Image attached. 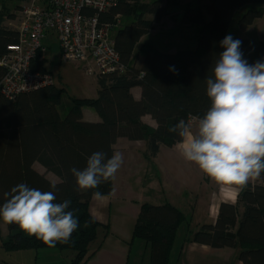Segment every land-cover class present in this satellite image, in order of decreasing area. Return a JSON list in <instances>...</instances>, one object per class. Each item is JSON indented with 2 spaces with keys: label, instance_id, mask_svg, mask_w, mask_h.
<instances>
[{
  "label": "trees",
  "instance_id": "trees-1",
  "mask_svg": "<svg viewBox=\"0 0 264 264\" xmlns=\"http://www.w3.org/2000/svg\"><path fill=\"white\" fill-rule=\"evenodd\" d=\"M248 5L255 7L247 8L237 20L238 27L245 29L264 17V0H206L202 7L187 8L182 24L196 27L195 47L167 53L150 42L138 45L164 17V0H116L112 7L98 13V18L111 28L114 49L125 68L122 72L96 74L95 97L69 96L54 83L14 97L0 91V204L4 202V193L26 183L42 191H54L58 203L71 200L69 210H77L75 216L80 223L68 243H57L55 247L27 235L17 225L7 224L8 234L1 247L6 252L70 250L74 253L70 264H85L93 254L88 247L100 226L88 210L89 201L93 191L109 196L112 181L97 189L77 191L70 169L83 170L87 158L97 151L110 158L118 138L144 141L148 158L156 157L161 145L181 141L168 129L180 119L188 122L194 116L203 117L210 108L205 79L212 75V67L224 51L220 42L228 35L234 14ZM19 8L20 5H15L16 10ZM13 19L15 13L3 0L0 57L8 45L17 42V28L7 24ZM233 38L242 41L240 50L249 64L264 60V38L258 41ZM44 62L37 53L31 60V70L49 73ZM4 73L0 65V82ZM134 87L141 89L138 100L131 92ZM84 107L92 108L100 120H84ZM144 115L155 120L156 128L141 120ZM36 164L43 172L38 171ZM48 174L57 181L49 179ZM180 227L184 228L185 236L176 245ZM138 241L148 252V264H171V260H177L184 242L213 249L239 248V264H264V175L239 190L234 204L221 202L215 221L195 231L190 230L189 220L175 206L141 204L132 229L131 247Z\"/></svg>",
  "mask_w": 264,
  "mask_h": 264
},
{
  "label": "clouds",
  "instance_id": "clouds-1",
  "mask_svg": "<svg viewBox=\"0 0 264 264\" xmlns=\"http://www.w3.org/2000/svg\"><path fill=\"white\" fill-rule=\"evenodd\" d=\"M241 44L230 34L220 42L224 51L212 67V75L205 79L211 106L203 117H192L197 121L196 131L185 119L168 129L181 138L179 147L185 160L197 165L216 184L234 186L240 191L264 175V60L249 64L243 58ZM122 164L120 152L110 158L102 151L94 152L83 170L70 169L76 190L97 189L102 183L115 180ZM4 196L0 219L17 225L48 247L68 243L80 226L77 210H69L71 200L56 202L54 191L19 183ZM92 198L106 197L93 191ZM87 226L85 222L84 227Z\"/></svg>",
  "mask_w": 264,
  "mask_h": 264
},
{
  "label": "crops",
  "instance_id": "crops-1",
  "mask_svg": "<svg viewBox=\"0 0 264 264\" xmlns=\"http://www.w3.org/2000/svg\"><path fill=\"white\" fill-rule=\"evenodd\" d=\"M164 17L148 34L140 39L138 45L150 42L159 51L167 53L189 49L182 48L183 45L181 44L173 45L171 42L165 43V45H157L153 41L146 39V36L151 34L156 26L162 23ZM262 18L254 20L250 26H253L256 21ZM182 26L185 28L191 25L182 24ZM46 45L47 50L54 46L55 51L58 53L57 42L54 39H47ZM94 80L96 83L95 77ZM131 92L135 99L141 98V89L139 87L132 88ZM82 113L86 121L97 122L100 120L99 116L90 107L82 108ZM141 120L150 127L156 128L157 126L155 120L150 115L142 116ZM192 130L196 131L195 124H192ZM180 143L181 141L171 146L161 145L156 157L148 158L145 154L146 146L144 141H131L126 138L117 139L114 144V152H117L116 149L119 144V152L123 155V171L125 173L126 168L125 174L126 176L128 175L129 183L131 181L129 178L133 176H135L134 180L138 182V187L136 186L135 189L138 192V199L132 196L134 191L129 188V185L126 186L127 190L119 192V186L121 185L118 184V175L112 181V191L109 196H105L104 200H95L91 197L88 210L100 223L98 229L104 228L107 225L109 227L112 226L114 236H96L88 247V252L93 254L85 264H129L132 261L130 259L132 230H129V226L125 228V224L122 227L117 226L116 221L118 219L123 221L128 215L129 217L136 216L140 205L143 203L154 205L169 203L178 208L186 216L189 220V225L190 222H195V227L198 229L203 224L215 221L217 209L221 202L232 204L236 202L239 190L234 186L218 185L211 181L201 172L197 165L184 159L179 147ZM133 148H136V151H138V169H135V174L133 173L134 170L132 171L130 168ZM38 171L43 172L40 166L38 167ZM47 177L52 181H57L50 174ZM254 181L250 182L253 183ZM5 238L6 236L0 237L1 264H70V260L74 256V253L70 250L64 251L49 248L37 251L25 249L6 252L1 247V242ZM184 247L188 248L189 256L197 253L196 255H204V257L206 255L207 257L214 255L218 250H222L191 242H184L182 248L184 249ZM182 248L181 250H183ZM134 255L133 264H137L138 245H136Z\"/></svg>",
  "mask_w": 264,
  "mask_h": 264
},
{
  "label": "built area",
  "instance_id": "built-area-1",
  "mask_svg": "<svg viewBox=\"0 0 264 264\" xmlns=\"http://www.w3.org/2000/svg\"><path fill=\"white\" fill-rule=\"evenodd\" d=\"M116 0H29L23 6L17 27V42L7 46L0 57L5 73L0 91L8 96L53 84L50 73L32 71L31 60L47 51L46 40L57 42L62 62L89 63V74L122 72L108 24L99 22L98 13ZM191 124L197 121L190 118Z\"/></svg>",
  "mask_w": 264,
  "mask_h": 264
},
{
  "label": "rangeland",
  "instance_id": "rangeland-1",
  "mask_svg": "<svg viewBox=\"0 0 264 264\" xmlns=\"http://www.w3.org/2000/svg\"><path fill=\"white\" fill-rule=\"evenodd\" d=\"M3 0H0V3ZM6 5L15 13V19L8 21L7 23L10 27L16 29L19 26L20 14L23 6L26 5L25 2H20L17 0H5ZM206 3V0H164L165 4V17L162 23L153 30L151 34L146 36V39H149L156 43L157 45H165V43L171 42L173 45L181 44L182 48L193 49L195 47V41L197 37V30L195 26L183 27L182 26V16L187 8H198ZM20 5L18 10L15 9V5ZM254 5H248L245 8L238 10L230 23L228 28V35H232L237 38L251 39L253 41H258L260 38H264V18L255 22L253 26L246 27L245 29H240L237 25V20L241 13H243L247 8H254ZM185 44V45H184ZM138 48V46H137ZM44 67L52 75L54 85L58 88H62L69 96L76 98H93L96 96L97 85L95 83L94 77L95 74H89L88 68L89 63L83 62H62L58 57V53L55 51V47H51L47 52H45L44 57ZM119 144L117 145L116 151L119 152ZM132 156L130 159V168L135 174V169H138V151L136 148H133ZM39 165L36 164V168ZM124 167L122 166L116 175L119 179L118 184L119 192H123L126 189V186L129 185L134 191L132 193L133 197L138 199V192L135 191L136 186L138 187V182L134 180L135 176L129 178L131 179L130 183L128 181V175L126 176V168L124 173ZM138 171V170H137ZM138 173V172H137ZM134 180V181H133ZM137 216V215H136ZM136 216L133 217L126 216L123 221L118 219L116 225L121 226L125 224V228L129 226V230L133 229ZM195 222H190V230H196ZM7 224L0 220V237L7 236L8 233ZM108 234V235H105ZM113 237L112 226H104V228L98 229L97 237ZM184 234V228L180 227L178 229V239L176 245L182 240ZM138 245V261L137 264H148V252L144 249L143 243L138 241L132 245L131 257L132 261L129 264H133L134 253ZM183 249V248H182ZM65 251V250H64ZM240 249L224 248L218 250L217 253L211 256L205 255H196L197 253L189 256L188 248L184 247L181 250L180 254L177 257V260H171V264H239L238 262V253ZM177 256V255H176ZM189 258V259H188ZM192 260V261H191Z\"/></svg>",
  "mask_w": 264,
  "mask_h": 264
}]
</instances>
